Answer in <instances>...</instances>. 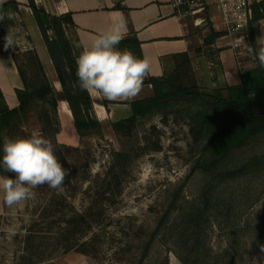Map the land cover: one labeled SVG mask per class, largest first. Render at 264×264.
<instances>
[{"label": "trees", "instance_id": "trees-1", "mask_svg": "<svg viewBox=\"0 0 264 264\" xmlns=\"http://www.w3.org/2000/svg\"><path fill=\"white\" fill-rule=\"evenodd\" d=\"M28 3L82 145L86 139L101 136L106 126L120 139H126L128 143L135 142L127 152L114 153L113 164L102 176L87 178L91 184L87 190L91 202L84 212L71 208V214H62L58 218L61 219L59 230L48 231L47 238L43 239H54L56 249L63 253L98 255L96 247H99L101 232L95 229L100 227L104 216L103 205L107 195L113 194V188L117 195L122 191L124 167L121 164L138 149L141 153L150 151L147 146H140L139 128L145 120L182 112L190 122L192 146L197 149V152L192 151L195 159L186 182L175 190L156 226L143 242L142 254L137 264H151L153 252L158 245L174 254L181 264H211L204 242L207 231L216 218L220 188L227 183L264 173V155H254L239 165H234L244 149L264 135V68L258 66V59L255 58L259 45L253 28L255 23L264 20V0L253 5V20L245 32L253 49L254 68L240 75L239 84L225 89L227 96L222 89L209 92L195 83H185L184 70L192 64V59L185 54L177 60L171 73L162 78H148L144 82L152 86L153 96L131 102L129 118L107 124H102L96 118L89 92L81 91L78 87L76 58L82 47H77L81 43L72 14L52 16L39 7L35 0H28ZM17 6L14 1L2 4L0 12L7 13L13 7L17 11ZM208 20L209 18L206 21ZM9 23L10 19L7 18L0 22L4 35L7 34ZM209 26L204 46H210L225 36V33L215 31L211 24ZM117 47L121 50L127 48L137 57H142L141 44L134 37L124 38ZM200 52V49L196 51L198 54ZM13 58L23 89L15 90L18 105L12 109L0 89V157L3 154L5 136H28L27 128L35 124L52 141L55 151L58 148L65 149L66 146L58 145L56 140L61 130L59 100L37 53H18ZM72 149L81 151L79 148ZM197 174L203 176L205 184L197 196L187 200L183 194L185 185ZM5 175L0 169V176ZM69 181L67 179L64 186H68ZM99 187L103 188L99 193L100 197L93 198L91 192ZM30 233L33 234L31 231ZM37 238L35 235L28 236V239ZM162 264H168V258Z\"/></svg>", "mask_w": 264, "mask_h": 264}, {"label": "rangeland", "instance_id": "rangeland-1", "mask_svg": "<svg viewBox=\"0 0 264 264\" xmlns=\"http://www.w3.org/2000/svg\"><path fill=\"white\" fill-rule=\"evenodd\" d=\"M215 15L214 9L202 14L205 20L209 18L198 29L202 40L209 35V24L212 25L210 19ZM25 20L37 52L42 59L44 53L48 57L34 20L30 17ZM189 21L193 22V18L189 17ZM261 38L259 36L258 41ZM218 43L220 50H234L238 64L237 78L240 73L253 67L249 39L237 42L226 39ZM218 46L200 48L202 59L196 65L192 61L184 70L185 83H195L209 92L219 89V85L212 89L210 83L215 81L210 72L213 74L214 65L217 64ZM226 67L230 69L233 65L227 62ZM225 89L222 90L227 96ZM250 96L254 98L252 93ZM142 125L138 140L141 147L147 146L150 151L141 153L139 149L137 152L132 150L134 152L122 162V191L117 195L113 188V194L107 195L103 205L104 216L100 227L95 229L101 232L99 247H96L98 255L63 253L56 249L54 239L43 238H47L48 231L59 230L61 219L58 218L62 214H71V208L84 212L88 207L91 200L87 190L91 184L87 178L102 176L113 164L115 152H127L133 147L135 142L128 143V140L120 139L108 126L101 136L86 139L83 145L80 143L78 147L58 148L56 155L63 167L69 170L66 180H70L62 191L41 186L35 189L37 197L34 200L15 208H9L0 193V264H137L143 242L156 226L175 190L186 182L195 159L192 151L197 152L192 146L190 122L182 112H174L167 117L159 115L145 120ZM62 126L67 135L76 131L75 125L65 119L62 120ZM34 129L40 131L39 125H32L26 131L30 135ZM57 144L61 145L58 141ZM72 148L81 151L76 152ZM254 155H264V135L248 145L234 165ZM204 184L203 176L195 175L187 181L184 197L191 200ZM102 189L94 188L91 196L100 197ZM217 200L216 218L204 242L211 264H264V173L223 185ZM9 228L14 229V232L7 231ZM32 235L38 238L28 239ZM165 258H168V264H181L174 254L161 245L154 250L151 264H162Z\"/></svg>", "mask_w": 264, "mask_h": 264}, {"label": "crops", "instance_id": "crops-1", "mask_svg": "<svg viewBox=\"0 0 264 264\" xmlns=\"http://www.w3.org/2000/svg\"><path fill=\"white\" fill-rule=\"evenodd\" d=\"M14 1L18 6L17 11L14 7L8 12L13 14L8 28L15 30L16 46L5 49L4 37L0 28V89L3 92L9 108L18 105L16 89H23V84L18 74L14 62V54L36 51L45 71V74L59 100V119L61 124L60 133L57 141L61 145L78 147L81 140L77 132L70 134L64 133L62 120L65 119L69 124H74V120L67 102L63 99L61 85L58 82L56 71L50 57L44 53V58L37 52L31 36L27 29L26 17L34 20L28 0H3L0 5ZM36 4L43 8L52 16L72 14L74 23L77 27V37L82 46H87L102 31L119 18L123 17L127 22V33L125 38L134 37L141 44L142 57L147 56L151 62V74L148 78H162L165 74L171 73L177 64V60L182 55L187 54L194 65L201 60V54L196 53L204 47V39L199 37L198 29L194 21H189V17L179 18L171 0H35ZM214 10V14H215ZM217 12L212 16L210 22L213 25L219 24ZM36 25V22L34 20ZM37 27V25H36ZM38 28V27H37ZM254 33L258 43L259 36H264V20L254 24ZM39 30V29H38ZM214 30L221 32L216 26ZM40 32V31H39ZM230 39L237 42L236 37H222L216 44L210 45L212 48L219 45V41ZM209 47V46H208ZM219 46L217 47V49ZM218 49L216 53L217 64L214 65L213 74L210 76L215 81H210L212 89L219 85V89L227 88L231 85L239 84L240 73L238 74V64L235 59L233 49ZM231 62L233 67L227 69L226 63ZM213 66V64H210ZM52 67V68H51ZM196 67V66H195ZM200 66L198 65V69ZM49 68V71H48ZM196 68V71L198 70ZM254 68H250L249 70ZM210 70V67H208ZM248 70V71H249ZM213 75V76H212ZM236 76V77H235ZM234 78V79H233ZM236 78V79H235ZM234 80L231 83V80ZM144 81V82H145ZM93 101L94 113L102 124L114 123L131 116L129 104L133 101L149 98L153 96L151 85L143 84L142 91L132 100L110 101L100 93L89 92ZM64 105V106H63ZM128 114V115H127Z\"/></svg>", "mask_w": 264, "mask_h": 264}, {"label": "clouds", "instance_id": "clouds-1", "mask_svg": "<svg viewBox=\"0 0 264 264\" xmlns=\"http://www.w3.org/2000/svg\"><path fill=\"white\" fill-rule=\"evenodd\" d=\"M5 18L12 19L13 14L0 12V22ZM126 33L127 22L121 17L89 45H77L82 47L76 58L81 91H96L110 101L132 100L142 91L145 79L151 74V62L146 55L137 57L131 50L117 47ZM4 40L5 49L15 47V30L8 28ZM258 45L255 58L258 66L264 68V36ZM252 50L249 47V51ZM2 153L0 169L8 175L0 176V193L9 208L34 200L37 197L35 189L41 186L63 190L69 170L61 164L52 141L39 130L34 129L28 136H5ZM7 231L14 232V229Z\"/></svg>", "mask_w": 264, "mask_h": 264}, {"label": "built area", "instance_id": "built-area-1", "mask_svg": "<svg viewBox=\"0 0 264 264\" xmlns=\"http://www.w3.org/2000/svg\"><path fill=\"white\" fill-rule=\"evenodd\" d=\"M179 18L191 17L194 25L201 27L207 10L214 9L219 19L216 26L224 37H236L237 41L248 39L245 33L253 20V5L260 0H171ZM254 26V25H253Z\"/></svg>", "mask_w": 264, "mask_h": 264}, {"label": "bare ground", "instance_id": "bare-ground-1", "mask_svg": "<svg viewBox=\"0 0 264 264\" xmlns=\"http://www.w3.org/2000/svg\"><path fill=\"white\" fill-rule=\"evenodd\" d=\"M64 106V105H63Z\"/></svg>", "mask_w": 264, "mask_h": 264}]
</instances>
